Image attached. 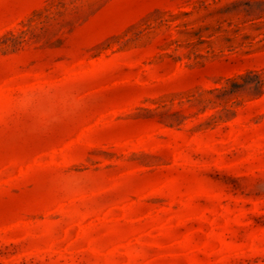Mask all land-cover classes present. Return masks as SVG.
I'll list each match as a JSON object with an SVG mask.
<instances>
[{
	"label": "rangeland",
	"instance_id": "1",
	"mask_svg": "<svg viewBox=\"0 0 264 264\" xmlns=\"http://www.w3.org/2000/svg\"><path fill=\"white\" fill-rule=\"evenodd\" d=\"M0 264H264V0H0Z\"/></svg>",
	"mask_w": 264,
	"mask_h": 264
}]
</instances>
